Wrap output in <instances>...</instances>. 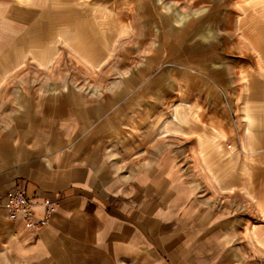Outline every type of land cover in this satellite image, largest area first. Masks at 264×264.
I'll return each instance as SVG.
<instances>
[{"label":"rangeland","instance_id":"1","mask_svg":"<svg viewBox=\"0 0 264 264\" xmlns=\"http://www.w3.org/2000/svg\"><path fill=\"white\" fill-rule=\"evenodd\" d=\"M65 4L59 59L22 87L108 102L126 126L112 149L119 172L171 166L163 197L190 213L208 260L264 264V0Z\"/></svg>","mask_w":264,"mask_h":264},{"label":"crops","instance_id":"2","mask_svg":"<svg viewBox=\"0 0 264 264\" xmlns=\"http://www.w3.org/2000/svg\"><path fill=\"white\" fill-rule=\"evenodd\" d=\"M67 7L0 0V198L16 181L35 218L55 205L36 230L0 208V264H215L195 244L190 213L163 197L176 178L171 166L158 159L119 172L112 149L126 126L108 102L69 85L20 84L43 70L39 62L59 59L69 26L57 18Z\"/></svg>","mask_w":264,"mask_h":264},{"label":"built area","instance_id":"3","mask_svg":"<svg viewBox=\"0 0 264 264\" xmlns=\"http://www.w3.org/2000/svg\"><path fill=\"white\" fill-rule=\"evenodd\" d=\"M0 208L5 210L8 220L22 222L28 229L36 230L43 227L55 213V205H45L42 218H35L31 201L26 197L23 188L13 181L11 188L0 198Z\"/></svg>","mask_w":264,"mask_h":264}]
</instances>
